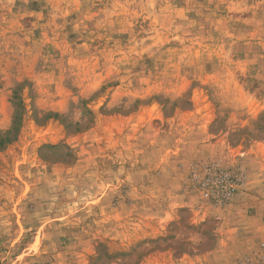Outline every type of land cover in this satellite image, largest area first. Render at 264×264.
I'll return each instance as SVG.
<instances>
[{"label":"rangeland","instance_id":"1","mask_svg":"<svg viewBox=\"0 0 264 264\" xmlns=\"http://www.w3.org/2000/svg\"><path fill=\"white\" fill-rule=\"evenodd\" d=\"M0 264H264V0H0Z\"/></svg>","mask_w":264,"mask_h":264},{"label":"built area","instance_id":"2","mask_svg":"<svg viewBox=\"0 0 264 264\" xmlns=\"http://www.w3.org/2000/svg\"><path fill=\"white\" fill-rule=\"evenodd\" d=\"M239 182L238 178L215 169L207 173L204 179L203 194L210 201L225 203L231 198Z\"/></svg>","mask_w":264,"mask_h":264}]
</instances>
